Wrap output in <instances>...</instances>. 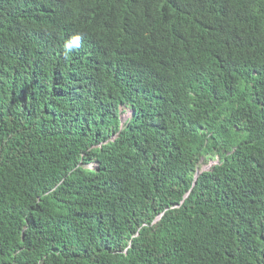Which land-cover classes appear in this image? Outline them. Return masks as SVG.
<instances>
[{"label":"trees","instance_id":"trees-1","mask_svg":"<svg viewBox=\"0 0 264 264\" xmlns=\"http://www.w3.org/2000/svg\"><path fill=\"white\" fill-rule=\"evenodd\" d=\"M48 13L91 45L0 50V264H264V67L222 65L264 57V0H0Z\"/></svg>","mask_w":264,"mask_h":264},{"label":"clouds","instance_id":"clouds-1","mask_svg":"<svg viewBox=\"0 0 264 264\" xmlns=\"http://www.w3.org/2000/svg\"><path fill=\"white\" fill-rule=\"evenodd\" d=\"M42 27H45L54 42L56 48V54L62 60L66 61L70 59L72 55L77 53V51L83 47L84 44H87L90 47V35L79 31L75 28H62L57 31L50 22V13L43 17V24L37 22L32 33L28 37H24L25 25L22 20L15 18L9 21L6 25L0 26V50L19 55L22 51H37L47 57L46 51L38 46L37 41L34 37L40 33ZM107 29V28H106ZM224 71L226 74L231 77H242L244 75L257 76L259 74V69L264 67V57L259 60H253L251 62L247 61H238V60H227L223 64ZM194 75V73L189 72V76ZM210 80V79H209ZM39 85L44 86L46 84L45 79L39 80ZM209 82V81H208ZM206 83V85L208 84ZM198 92L189 98H197ZM127 105H122L120 102L118 105V114H119V131H127V125L132 120V113L135 111L134 105L130 102H124ZM134 107H133V106ZM136 133L139 132L138 125L134 127ZM117 134V133H115ZM136 135V134H135ZM115 135L112 133L111 138ZM202 162V163H201ZM218 156L213 157L212 159L204 161V157L200 156V161L198 167L193 175L198 176L201 171L209 169L211 166L218 164ZM89 168L95 166V163H88L86 165ZM202 168V169H199ZM195 178V180H196ZM195 182V181H194ZM192 184H194L192 182ZM174 207V206H173ZM163 212L158 214L155 220L159 219Z\"/></svg>","mask_w":264,"mask_h":264},{"label":"water","instance_id":"water-1","mask_svg":"<svg viewBox=\"0 0 264 264\" xmlns=\"http://www.w3.org/2000/svg\"><path fill=\"white\" fill-rule=\"evenodd\" d=\"M195 178H196V176H194V181H195ZM194 181H193V183H194Z\"/></svg>","mask_w":264,"mask_h":264},{"label":"rangeland","instance_id":"rangeland-1","mask_svg":"<svg viewBox=\"0 0 264 264\" xmlns=\"http://www.w3.org/2000/svg\"><path fill=\"white\" fill-rule=\"evenodd\" d=\"M202 163V162H201ZM199 169H202V168H199Z\"/></svg>","mask_w":264,"mask_h":264}]
</instances>
